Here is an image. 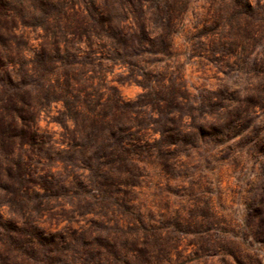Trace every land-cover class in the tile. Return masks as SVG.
<instances>
[{
    "label": "trees",
    "instance_id": "16d2710c",
    "mask_svg": "<svg viewBox=\"0 0 264 264\" xmlns=\"http://www.w3.org/2000/svg\"><path fill=\"white\" fill-rule=\"evenodd\" d=\"M187 2L0 0V264H154L168 252L161 234L139 233L130 195L143 158L162 152L150 129L177 131L180 87L148 66L170 55ZM209 3L198 19L224 59L225 36L241 38L259 8ZM114 80L144 91L127 101Z\"/></svg>",
    "mask_w": 264,
    "mask_h": 264
},
{
    "label": "rangeland",
    "instance_id": "374dc122",
    "mask_svg": "<svg viewBox=\"0 0 264 264\" xmlns=\"http://www.w3.org/2000/svg\"><path fill=\"white\" fill-rule=\"evenodd\" d=\"M209 2L188 0L170 55L148 66L165 85L175 80L180 87L177 131L162 140L150 129L148 143L161 144L162 152L143 158L146 168L130 195L141 213L131 217L139 233L161 234L168 244L154 264H264V0H247L259 8V21L241 38L225 36L224 59L211 54L212 37L198 19ZM122 72L115 68L107 79ZM109 85L127 101L144 91L134 82ZM48 121L42 127L61 130ZM128 225L120 223L134 229Z\"/></svg>",
    "mask_w": 264,
    "mask_h": 264
}]
</instances>
